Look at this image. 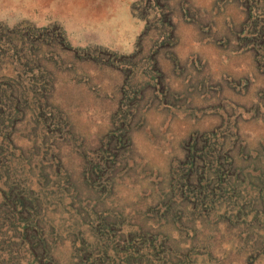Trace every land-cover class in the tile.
I'll use <instances>...</instances> for the list:
<instances>
[{
  "label": "rangeland",
  "instance_id": "rangeland-1",
  "mask_svg": "<svg viewBox=\"0 0 264 264\" xmlns=\"http://www.w3.org/2000/svg\"><path fill=\"white\" fill-rule=\"evenodd\" d=\"M0 98V264H264V0H0Z\"/></svg>",
  "mask_w": 264,
  "mask_h": 264
},
{
  "label": "trees",
  "instance_id": "trees-1",
  "mask_svg": "<svg viewBox=\"0 0 264 264\" xmlns=\"http://www.w3.org/2000/svg\"><path fill=\"white\" fill-rule=\"evenodd\" d=\"M17 92H18V91H17ZM22 94H23V92H22ZM0 99H1V98H0ZM0 103H3V100H2V99L0 100ZM17 105H19V104H17Z\"/></svg>",
  "mask_w": 264,
  "mask_h": 264
}]
</instances>
